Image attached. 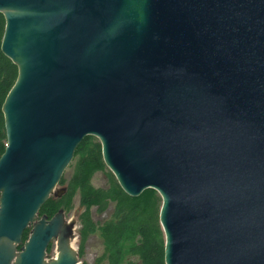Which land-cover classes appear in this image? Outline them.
Segmentation results:
<instances>
[{"label": "water", "instance_id": "obj_1", "mask_svg": "<svg viewBox=\"0 0 264 264\" xmlns=\"http://www.w3.org/2000/svg\"><path fill=\"white\" fill-rule=\"evenodd\" d=\"M0 12L18 67L2 105L0 264H81L75 221L38 214L88 135L127 194L159 193L165 264H264V0Z\"/></svg>", "mask_w": 264, "mask_h": 264}, {"label": "trees", "instance_id": "obj_2", "mask_svg": "<svg viewBox=\"0 0 264 264\" xmlns=\"http://www.w3.org/2000/svg\"><path fill=\"white\" fill-rule=\"evenodd\" d=\"M4 27L5 18L0 12V156L7 142L2 105L18 75L16 64L1 50ZM74 159L75 167L66 186L67 192L61 197L51 196L43 204L39 214H48L50 217L60 208L70 210L72 198L79 192L80 202L84 207L81 215L83 236L100 230L106 244V255L103 257L108 258L109 264H123L125 241L131 243L127 252L139 259L130 260L127 264H165V240L159 221L161 206L159 193L153 188H148L139 196L127 194L113 173L107 169L102 157L101 144L95 136L88 135L83 139L75 151ZM97 171L106 172L108 186L98 187L93 184L92 177ZM65 182L66 178L63 175L60 183ZM111 203H114L112 217L104 222L94 221L92 207L96 206L97 210L103 212ZM27 237L28 230L24 233V240Z\"/></svg>", "mask_w": 264, "mask_h": 264}, {"label": "rangeland", "instance_id": "obj_3", "mask_svg": "<svg viewBox=\"0 0 264 264\" xmlns=\"http://www.w3.org/2000/svg\"><path fill=\"white\" fill-rule=\"evenodd\" d=\"M75 162L76 159H74L72 163H70L69 166L65 169L63 175L66 178V182L64 184L59 183L58 184L59 188L67 186L68 181L72 177L73 169L75 167ZM107 169L110 170L108 167ZM92 182L94 185L98 187L108 186L109 181L106 172L97 171L92 177ZM51 196L57 197L54 194H52ZM113 210H114V203H111L109 207L103 212H100L99 210H97V207L94 206L92 207V218L96 222H104L112 217ZM83 211H84V207L81 205L80 202V193L77 192L72 198V208L70 210H65V212L67 219H72L75 221L74 231L77 237L74 239L73 243L74 246H76V248H78L79 250V260L81 264H109L108 258L103 257L104 254L106 255V244H105V239L103 238L100 230H97L92 233H88L85 237L83 236L82 233L83 224L81 219V215ZM130 244H131L130 241L124 242L126 252L123 256V264H127L130 260L132 261L139 260L137 256L131 255L127 252V249ZM56 246H57L56 240H53L48 249L47 258L55 257L57 253Z\"/></svg>", "mask_w": 264, "mask_h": 264}, {"label": "flooded vegetation", "instance_id": "obj_4", "mask_svg": "<svg viewBox=\"0 0 264 264\" xmlns=\"http://www.w3.org/2000/svg\"><path fill=\"white\" fill-rule=\"evenodd\" d=\"M66 192H67V190H66ZM66 192H65V193H66ZM65 193H64V194H65ZM64 194H62L61 196H63ZM61 196H59V197H61ZM57 197H58V196H57ZM60 209H61V208H60ZM62 209H64V208H62ZM64 211H65V209H64ZM42 215H44V214H42ZM42 215L38 214V218H40ZM47 215H48V214H47ZM65 216H66V212H65ZM50 217H52V216H50ZM50 217H49V215H48V218H50ZM26 230H28V236H29V233H30L29 230H31V226L28 227V229H26ZM27 238H28V237H27ZM27 238H26V239H27ZM26 239H25V240H26ZM25 240H24V236H23V241H25ZM22 244H23V242H22ZM22 244H20V245L18 246V249H20V246H21Z\"/></svg>", "mask_w": 264, "mask_h": 264}, {"label": "bare ground", "instance_id": "obj_5", "mask_svg": "<svg viewBox=\"0 0 264 264\" xmlns=\"http://www.w3.org/2000/svg\"><path fill=\"white\" fill-rule=\"evenodd\" d=\"M74 244V243H73ZM56 251H57V249H56Z\"/></svg>", "mask_w": 264, "mask_h": 264}]
</instances>
